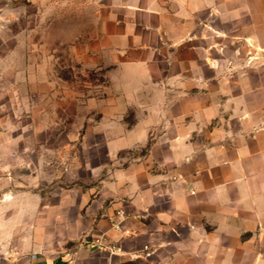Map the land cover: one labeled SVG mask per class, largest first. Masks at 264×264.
Masks as SVG:
<instances>
[{"label":"crops","instance_id":"1","mask_svg":"<svg viewBox=\"0 0 264 264\" xmlns=\"http://www.w3.org/2000/svg\"><path fill=\"white\" fill-rule=\"evenodd\" d=\"M98 4L79 60L105 69L87 136L106 159L65 191L46 129L0 144V264H264V0ZM102 235L126 254L92 245Z\"/></svg>","mask_w":264,"mask_h":264},{"label":"rangeland","instance_id":"2","mask_svg":"<svg viewBox=\"0 0 264 264\" xmlns=\"http://www.w3.org/2000/svg\"><path fill=\"white\" fill-rule=\"evenodd\" d=\"M103 16L98 0H0V144L39 140L31 130L46 129L49 144L65 147V191L86 192L94 182L88 161L106 159L87 136L99 122L89 100L108 90L105 69L79 60L95 46ZM43 188L50 198L55 181Z\"/></svg>","mask_w":264,"mask_h":264},{"label":"built area","instance_id":"3","mask_svg":"<svg viewBox=\"0 0 264 264\" xmlns=\"http://www.w3.org/2000/svg\"><path fill=\"white\" fill-rule=\"evenodd\" d=\"M127 216L128 213L126 209L124 207H121L117 209L114 214L110 215L108 217V220L114 229L122 230L123 221ZM92 245L97 246L102 250L108 251L111 255L124 256L126 254L125 250L120 244L107 241L104 235L95 238L92 242ZM145 250H148V247H145ZM120 264L124 263L121 262Z\"/></svg>","mask_w":264,"mask_h":264}]
</instances>
